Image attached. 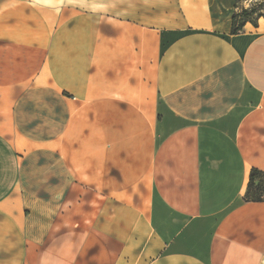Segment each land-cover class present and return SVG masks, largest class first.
<instances>
[{"label": "crops", "instance_id": "obj_1", "mask_svg": "<svg viewBox=\"0 0 264 264\" xmlns=\"http://www.w3.org/2000/svg\"><path fill=\"white\" fill-rule=\"evenodd\" d=\"M241 1L0 0V264H264Z\"/></svg>", "mask_w": 264, "mask_h": 264}, {"label": "trees", "instance_id": "obj_2", "mask_svg": "<svg viewBox=\"0 0 264 264\" xmlns=\"http://www.w3.org/2000/svg\"><path fill=\"white\" fill-rule=\"evenodd\" d=\"M262 17L264 19V0H254L250 7L241 8L232 15V32L241 29L246 21L255 24L256 19ZM258 180L255 182V179ZM246 196L253 200L264 199V171L252 168L249 173L247 183Z\"/></svg>", "mask_w": 264, "mask_h": 264}, {"label": "rangeland", "instance_id": "obj_3", "mask_svg": "<svg viewBox=\"0 0 264 264\" xmlns=\"http://www.w3.org/2000/svg\"><path fill=\"white\" fill-rule=\"evenodd\" d=\"M254 0H242L241 3L238 5V10L240 11L241 8L250 7L253 4ZM258 178L255 179V182Z\"/></svg>", "mask_w": 264, "mask_h": 264}]
</instances>
